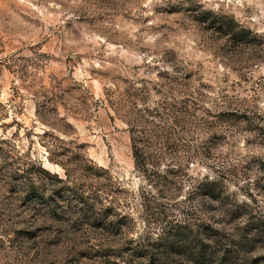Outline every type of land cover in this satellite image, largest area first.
<instances>
[{
    "label": "rangeland",
    "instance_id": "rangeland-1",
    "mask_svg": "<svg viewBox=\"0 0 264 264\" xmlns=\"http://www.w3.org/2000/svg\"><path fill=\"white\" fill-rule=\"evenodd\" d=\"M220 24L258 38L234 47ZM168 73L191 76L190 90L205 85V111H223L222 89L243 100L247 118L222 126L228 144L214 141L217 167L234 166L240 177L227 183L225 203L201 199L202 178L216 173L198 159L175 198L134 166L118 115L127 106L117 104L140 91L137 103L153 106L171 93ZM183 86L175 85L176 101ZM186 139L195 152L205 138ZM88 160L105 170L95 179L115 197L101 194L100 207L114 208L109 217L79 210L58 181L65 166L87 190ZM177 169L166 161L156 171ZM143 191L153 207L188 219L191 241L216 235L219 243H206L212 264H264V0H0V264H149L138 247L160 238L162 226L149 224ZM189 255L159 264H189Z\"/></svg>",
    "mask_w": 264,
    "mask_h": 264
},
{
    "label": "trees",
    "instance_id": "trees-1",
    "mask_svg": "<svg viewBox=\"0 0 264 264\" xmlns=\"http://www.w3.org/2000/svg\"><path fill=\"white\" fill-rule=\"evenodd\" d=\"M218 30L220 35L228 38V43L234 47L252 46L258 38V35L251 29L239 32L231 26L220 24ZM190 78L191 76L189 75L177 77L168 73L165 77L164 86L168 87L171 93L166 98L153 102V106L147 105V103L142 106L137 103L141 100L140 91H137L131 97L132 99L126 102L128 105H122V102L117 104L120 110L127 106L125 114H118L117 110L115 112L128 125L134 166L152 188L155 187L159 189L161 194L175 198L178 194L177 192L181 191L182 188L180 187L183 186L187 177L185 166L189 164L190 160L198 159L207 169L216 173L215 178H202V182L199 185L201 199L209 202L225 203L230 198V196H226L227 183L230 180H234V178L240 177L237 172L238 169L234 166L225 165L223 170L217 167L219 161L215 158L216 156L213 157L216 151L214 141L218 139L221 140L220 143L218 142L219 144H228L230 141L229 131L226 128H222V126H226L236 117L247 118L248 115L243 111L244 103L239 93L235 90L229 91L227 89L219 91L216 97V104L223 111L220 113L205 111L201 105L207 98V94L204 91L205 85L200 84L198 88L190 90L188 83L183 84ZM179 82H182L185 91H182L183 99L176 101L173 91L175 85H178ZM142 100L144 101V99ZM109 103L114 108L115 103H113L111 98ZM195 131H200L205 139L197 151L191 152L193 149H191L190 141L186 137L195 133ZM183 154L186 155L184 160L182 158ZM157 156L169 157V159L163 161L160 158L156 159ZM166 161L178 166V169L167 171L166 175L159 174L156 169ZM88 163L90 165H88V172L84 177L87 182L84 188L87 190L82 188L83 191H80V188H78L80 184L77 182L78 178L74 177L64 165L67 179H58V181L65 184L63 192L70 195L68 200L82 206L79 210L93 215L103 213L102 215L109 217L114 212V208L103 209L100 207L103 205L101 194H104L105 199L111 197L115 200V197L107 187L98 185L95 179L97 175L101 176L100 174L104 173L105 170L96 167L90 160H88ZM142 194L149 224L153 222L162 226L160 238L154 242L146 238L139 245L138 249L144 251L142 258L147 259L149 264H159L160 262H165L169 256L175 253H182V255L188 253L191 258L189 264H212L216 261L210 255L212 247L207 245L219 243V240H215L216 235H207L205 231H200L206 236L202 245L191 241L189 237H191L192 231L188 219L180 221L172 218L166 210L153 207V202L149 199L146 192L143 191ZM61 195L63 199V194ZM113 200H109V202L115 204ZM227 212L225 210L223 214L226 215ZM185 216L188 218L189 213H185ZM200 227L201 225H198L199 229ZM242 233L244 235H240L235 243L241 245V247L245 242L244 237L248 234L245 230ZM132 256L136 255L133 253Z\"/></svg>",
    "mask_w": 264,
    "mask_h": 264
}]
</instances>
